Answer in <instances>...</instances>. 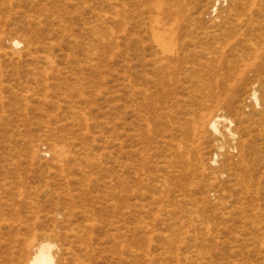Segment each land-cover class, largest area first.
I'll return each instance as SVG.
<instances>
[{
  "label": "rangeland",
  "instance_id": "obj_1",
  "mask_svg": "<svg viewBox=\"0 0 264 264\" xmlns=\"http://www.w3.org/2000/svg\"><path fill=\"white\" fill-rule=\"evenodd\" d=\"M119 1L0 0V264L40 235L62 264H264L263 0L215 24L221 1L125 0L124 24ZM153 29L197 40L186 78L156 70Z\"/></svg>",
  "mask_w": 264,
  "mask_h": 264
},
{
  "label": "bare ground",
  "instance_id": "obj_2",
  "mask_svg": "<svg viewBox=\"0 0 264 264\" xmlns=\"http://www.w3.org/2000/svg\"><path fill=\"white\" fill-rule=\"evenodd\" d=\"M131 1L136 4L139 0H131ZM160 1H162V0H160ZM195 1L200 3L203 0H195ZM215 1L217 3L220 1L222 2V4H223L221 6L222 11H220L215 18L211 19V24H215V22L218 19H223V18H226L228 21L232 20L233 22H235L234 18L239 16V13L241 12V8L243 6L242 0H215ZM119 2H120L119 16L121 18L120 22L122 24H124L126 17H127L126 12L128 10H129V12H134L135 8H133V9H130V7L127 8V6L125 4V0H120ZM155 3H158V2L154 1V4ZM170 4H172V3H170ZM165 6H166V4H165ZM167 6H169V5H167ZM179 6L181 7V5L176 4L175 8H170V10L167 7L166 10L161 12L162 16H164V17L160 18L161 20H158V22H160L163 25L166 22V23H168L167 25H169V27H171L170 29H173L172 28L173 26H171L169 23H171V24L176 23L177 24L178 20L180 19L179 17L181 15L178 14V12H180L178 9ZM262 6L264 7V0H263ZM160 7H162V5H160ZM196 7L199 10H202L201 12H199V14H198L199 16H197V18L200 21H203L202 18L205 14H209L210 9L212 11L217 10L216 6L214 4L211 7H209L208 4L203 5L204 8L202 6L200 7L198 5ZM185 9L187 10L186 7H185ZM152 13L154 14L155 12L153 11ZM159 15L160 14H158V16ZM178 15H180V16H178ZM155 16H157V13ZM133 17H134V15H133ZM156 20H157V18H156ZM181 21H182V18H181ZM153 23H154V21H153ZM216 24H218V23H216ZM229 24H231V23H229ZM158 26H160V24ZM177 27H178V25H177ZM177 27H176V29H178ZM211 27H213V26H211ZM159 28H161V27H159ZM163 29L166 30L165 26H164V28L162 27V31H163ZM167 29H169V28H167ZM169 30L166 33L165 32L162 33L161 31L159 32L158 30H154V31H158V32H154L153 37L151 38V41H150L151 42V51H152V55L155 59L154 60L155 65H156L155 68H156V70H161V71L163 70L165 72L164 74H166V77L171 81L174 78H176L175 80H182L183 77L186 78L189 75L188 67L185 66L187 63V62H185V60L187 58H189L192 53L195 52V49L191 50L190 48L191 47L194 48L198 42L195 38L194 39L193 38L186 39L185 37L176 36L175 35L176 33H172ZM172 31L175 32L176 30H172ZM19 44H20V42L17 39L11 40V43H10L11 47H13L15 49L18 47ZM150 54H151V52H150ZM207 55H213V52L211 50H209V53ZM47 63L50 64L49 62H47ZM152 66H154V65H152ZM152 71H153V69H152ZM181 75H182V77H181ZM157 77L158 76H156V78ZM163 82H165V81H163ZM155 84H157V83H155ZM146 93H147V91H146ZM249 99H253L256 102L258 101L255 91H252ZM151 113H153V112H151ZM195 122H196L197 129H203V130L209 129L215 135L219 134L221 136L223 135V132H226V134L230 138H233L235 136V134L233 132H231V130L229 129V125L232 124V121H230L227 117L223 116L222 114H219V113L213 114L212 113V114L206 115V114H203V112H202V115H200L198 117L197 121H195ZM219 125L221 127H223V129L225 131L222 132L221 130H219V128H218ZM222 148L223 147H219V150H221ZM177 149H178V147H177ZM53 154H54V157L58 160H62V159L67 157L66 151L63 148H56L55 150H53ZM215 154H217V153H215ZM211 162H212V160H211ZM202 164L203 163H201V165ZM239 186H240L241 190L244 192L245 190L248 189L249 184L242 183ZM50 236H52V235H50ZM64 251L65 250L61 249V247L54 240L50 239V237L48 235H40L39 237H37V239H34L32 241V243L28 246V249L26 251L25 264H62V261L64 260L63 254H65Z\"/></svg>",
  "mask_w": 264,
  "mask_h": 264
}]
</instances>
